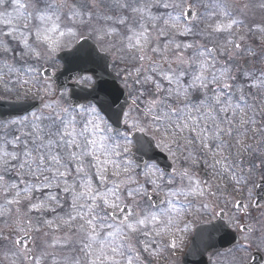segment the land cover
I'll return each instance as SVG.
<instances>
[{
    "label": "snow or ice",
    "instance_id": "snow-or-ice-1",
    "mask_svg": "<svg viewBox=\"0 0 264 264\" xmlns=\"http://www.w3.org/2000/svg\"><path fill=\"white\" fill-rule=\"evenodd\" d=\"M246 9L231 0H0V50L16 41L23 61L8 71L52 97L0 134V218L11 221L0 241L21 264H154L179 247L189 216L248 209L235 194L250 198L253 177L264 178V23L246 26ZM89 38L95 47L82 43ZM62 51L95 67L114 56L133 93L128 110L110 123L97 106L54 92L44 74ZM85 82L104 88L95 72ZM149 134L183 166L141 167L133 138ZM244 215L247 223L231 217L240 247L264 244V212ZM71 249L77 255L62 259Z\"/></svg>",
    "mask_w": 264,
    "mask_h": 264
},
{
    "label": "rangeland",
    "instance_id": "rangeland-1",
    "mask_svg": "<svg viewBox=\"0 0 264 264\" xmlns=\"http://www.w3.org/2000/svg\"><path fill=\"white\" fill-rule=\"evenodd\" d=\"M188 3H192V0H188ZM261 3H264V0H243V4L248 5V9L245 10L246 11V17H245L246 26H252V25L258 24L261 21H262L261 23H264V9H261L259 7V5ZM243 4H240L237 2L236 3L232 2V7L236 8V9H240L243 7ZM186 10L187 9H185V11ZM161 11L163 12L165 10L161 9ZM167 11H171V9H169ZM202 11H204V9L202 7L201 8H194L195 13H199ZM89 39H91L92 41L95 42L94 38H89ZM177 39H189L190 40L192 38L191 37H178ZM19 56H20V51H19ZM110 60H111V64H110L111 65V71L114 73L115 79H116L115 82L117 85H120L121 88L124 89V91L127 94L128 99L130 101L131 95L133 93H131L130 90L124 86V82L121 79V75L123 74L122 69H123L124 65H122L118 61H116L114 56H110ZM22 64H23V61L21 60V57H20L19 61H12V62L5 61L0 65V95H2L5 98H14V99H17V98H23L24 99V98L30 97L31 99H39V100L42 99L45 102H46V100L52 99V97H43V94L41 92H39L37 90V88L32 87L31 84H29L27 86V85H23L22 83H16V81L18 79L20 81H22V80L28 79V78H26L27 76L24 75L23 72H21V74L18 78L15 73H10L8 71V66L21 67ZM55 65H56L55 67L49 66V68L54 72L58 71L60 69V65H59V62L57 61V59L55 61ZM80 81L84 82L82 84H85L86 83L85 77L82 78ZM47 83L51 84L54 92H56V89L53 86V84L50 81H48ZM8 90H12L10 94H9ZM17 92H19V95H16ZM63 92H66V91H63ZM25 93H27V95H25ZM66 93H67V96H66L65 100L69 101V94H68V92H66ZM56 98H59V97L57 96ZM6 123H0V134H3V126ZM9 132H12V129H9ZM15 134L19 135L20 133L17 132ZM149 135H151V134H149ZM162 152H164L169 157V159L176 165V167L177 166H183L182 160H177L174 162L172 157L166 151H162ZM203 174L204 173L202 172L201 175H203ZM16 179H17V177H16ZM253 180H254V183H250L248 185V187L251 189V197L250 198H246L244 195H242L240 193L235 194V198L237 200H242L243 202H245L246 205L249 206L247 211H250V212H252L251 208H252V205H253L254 200H255L256 186L260 181L264 182V178H262L259 174H257L253 177ZM8 181H10V180H8ZM58 191L59 190L55 189V188L49 189V192H53V193H56ZM2 203H3V197L0 196V204H2ZM262 212H264V207L261 211H256L255 214L253 213L252 217L253 218L260 217ZM218 213L219 212H217L216 215L212 216V217H210L207 213H203L201 215L189 216L188 217L189 224H188L187 230L184 232L178 233L179 247L176 250L169 249L166 252H164L163 256L158 261L154 262V264H178L183 253L186 251V249L188 248V245L190 244L192 234L194 233V230L197 227V225L206 223V221H208L210 218H213V219L216 218ZM32 215H33V217H37L40 215V213H32ZM52 216H53V214L50 213L49 219H51ZM227 217L229 220V225H231L235 229L237 228V225L235 223H232L231 217H236L240 221V223L242 221L244 223H247L248 219H249V217L245 216L244 214H242L241 212H239L235 209H233L231 212H227ZM2 221L3 222L0 223V230H3L4 234L7 235L8 234V223H10L11 221L9 220L7 223L4 221V219H2ZM181 227H183V225H181ZM0 245H1L0 263L2 262L3 264H12V261L16 260V264H21V262L15 256H13V254L11 252L8 251V248L11 247V245L9 243L0 241ZM2 245L6 246V247L2 248ZM250 247L252 250L258 249L260 252L264 253V244H261L259 242H254L251 244ZM246 257H247V259H249L250 253H246ZM214 263L220 264V260L215 259ZM233 264H239L238 258H236L234 260Z\"/></svg>",
    "mask_w": 264,
    "mask_h": 264
},
{
    "label": "water",
    "instance_id": "water-1",
    "mask_svg": "<svg viewBox=\"0 0 264 264\" xmlns=\"http://www.w3.org/2000/svg\"><path fill=\"white\" fill-rule=\"evenodd\" d=\"M95 47V46H93ZM59 59L63 60L65 63V70L60 73L58 78L55 79L57 85L59 87H62L61 83L63 80L61 78H67L68 81H73L75 78H78L84 74H91L93 75V72L99 74L102 77V80L104 82V88L102 91H98L96 88L92 90H87L80 88L78 89L75 86H71L73 90V98L76 100H81L85 97H90L92 99H95L98 101V103H103V108L106 110L107 113L109 110H114L116 108L117 113L123 108L125 110L127 106V102L125 101V98L120 91V89L117 87L114 76L109 71V65L110 62L108 58L105 56L103 62L100 64L99 67H95L92 64H83L79 63L73 60L72 53H65L62 56L59 57ZM95 78V77H94ZM67 80V79H66ZM67 86V85H66ZM78 89V90H77ZM107 96H111L112 98L116 99V103L112 107H108L107 104L104 103ZM26 110H30L29 108H26ZM17 109L14 110H7L6 103L0 102V114L3 116L13 115ZM12 112V113H8ZM142 143H138L139 147L134 152V159L140 163V164H147L148 162H157V164L166 172H171L173 169L172 165L169 163L168 159L162 155L155 147L154 142L143 135L140 137ZM154 199H158V197H154ZM257 202L264 203V186H262L258 191V198ZM218 226L223 227V229L226 232V228L224 227V224L222 222L218 223ZM220 229L217 227L207 228V227H200L197 229V237H196V243H195V250L193 249V254H197L196 260H192L191 258L187 260L188 264H201V255L199 259V254L202 251L197 252V247L201 244H204L201 242V239L204 238V240H207L205 244L207 246L213 245V248L219 244H224L225 242L221 239L220 242L216 243L214 241L215 236L217 235L218 231ZM225 240V238H224ZM212 247V246H211ZM209 247L208 250H212V248ZM207 253V251H206Z\"/></svg>",
    "mask_w": 264,
    "mask_h": 264
},
{
    "label": "flooded vegetation",
    "instance_id": "flooded-vegetation-1",
    "mask_svg": "<svg viewBox=\"0 0 264 264\" xmlns=\"http://www.w3.org/2000/svg\"><path fill=\"white\" fill-rule=\"evenodd\" d=\"M4 99H6V98H4ZM12 174L14 173V172H11ZM10 179H12V180H15L16 179V177H15V175H12L11 177H9Z\"/></svg>",
    "mask_w": 264,
    "mask_h": 264
}]
</instances>
